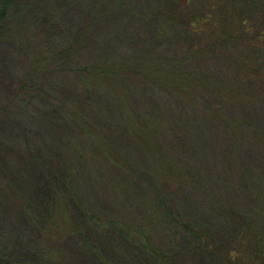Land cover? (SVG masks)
Listing matches in <instances>:
<instances>
[{
    "label": "rangeland",
    "instance_id": "374dc122",
    "mask_svg": "<svg viewBox=\"0 0 264 264\" xmlns=\"http://www.w3.org/2000/svg\"><path fill=\"white\" fill-rule=\"evenodd\" d=\"M31 2L30 15L50 11L53 20L23 21L21 41L0 46V247L18 252L33 240L51 248L43 264L84 263L81 238L60 230L66 214L54 211L34 237L8 185L13 178L31 190L35 166L27 151L53 158L70 149V164L74 155L82 162L75 170L80 200L100 220L119 221L165 249L188 241L185 222L218 234L224 245L246 228L245 241L264 251V29L257 38L264 0ZM51 52L70 53L74 61L59 56L44 63ZM104 61L111 70L126 65L137 83L120 75L108 91L97 70L83 81L75 71ZM76 111L103 119L106 141L98 128L92 132L99 141L88 128L60 121ZM125 117L141 121L143 138L108 129ZM113 158L128 159L129 173L116 169ZM152 183L174 218L162 214ZM67 210L63 227H72L75 212ZM118 236L106 253L133 262Z\"/></svg>",
    "mask_w": 264,
    "mask_h": 264
},
{
    "label": "trees",
    "instance_id": "16d2710c",
    "mask_svg": "<svg viewBox=\"0 0 264 264\" xmlns=\"http://www.w3.org/2000/svg\"><path fill=\"white\" fill-rule=\"evenodd\" d=\"M102 7L100 12L107 9L108 5L105 3ZM33 10L34 7L31 0H0V46L9 42L17 43L21 41L20 26L23 21L28 20V24L29 21H32L31 25H38L40 22L50 20L52 17L49 16L50 11L41 14L35 12L37 15L33 17L30 15L32 14L31 12H34ZM94 16V14L91 15V17ZM242 20L245 21L246 19ZM262 25L263 28H258V39L263 37L260 32L264 29V24ZM249 27L252 28V25ZM193 30L196 31V29ZM59 56L63 55L51 52L50 56H47L43 62L47 63L46 60H56ZM71 58L70 53H68V57H64L63 61H70ZM71 60L74 61V59ZM106 65V61L100 62L95 66L77 65L75 71L83 81L97 70V74L100 77L105 76L104 87L108 91H111L113 86L119 84L118 79L115 78L120 75L128 81L137 83V81L127 75L130 70H128L126 65H116L114 70H111ZM134 69L138 72L137 67ZM256 70L257 68L254 65V72L251 74L253 75L257 72ZM146 77L144 76L141 84L145 83ZM182 88L180 89L185 93L186 90ZM112 96L113 98L115 97L114 95ZM90 115L91 119H88L87 115L86 117L83 116V112L76 111L73 115H63L60 121L63 124H75L77 126L80 125L81 128H88V132L91 131L92 135L97 136L98 141L102 140L106 137V131L102 129V126H106V123L103 119H98L95 113ZM139 122L131 120V117H125L119 126L110 122L107 124L108 129L116 130L119 136L123 133L131 132L134 137L143 138L145 128L141 121ZM92 128H96V131L98 128L97 133L100 134L102 139L97 133L92 132ZM108 137L109 132H107ZM103 140L106 141L105 139ZM68 152L71 153L72 151L70 149L62 150V152L55 151L53 159L40 150L27 151L28 159L35 166V173L30 176L32 184L29 191L26 188L21 189V183L17 180L8 178V185L17 194V199L20 201V211L21 216H23L22 224L28 226L34 237L39 236L40 231L45 226L47 217L52 220V216L55 215L54 211L59 210L62 213L64 212V215L66 214L65 217L61 218L62 224H59L60 221H58L57 217V219H53V223L55 226L60 225L59 227L63 234L81 238L83 246H80V248L86 252V258H83L82 261L84 263L82 264H264V251L262 250L261 252L251 247L248 237L246 238L247 241H245V237L249 232L246 228H240L233 235L234 238L232 237L224 245L219 241L218 234H209L206 232V228L202 229V233H199L188 222H185L184 227L187 231L186 234L189 236L188 241L178 244L175 248L165 249L152 243L149 237L141 239L129 234V231H125L119 221L111 218L100 220L101 218L96 213L88 211L80 200L75 170L76 163L81 164L82 162L77 160V156L74 155V159L77 162L71 165L66 156H70L72 153L67 154ZM109 160L122 173H125L127 168H129L127 166L128 159L125 160L123 158L119 161L113 158ZM85 171L87 172V169ZM127 173H129V170H127ZM152 185H155L154 190L157 193V200L162 214L164 213V217L174 218L165 204L158 184L152 183ZM45 198L46 200L48 198L49 201L45 202ZM69 205L75 212V220L74 223L70 224L72 227H63V225L67 224V209ZM43 214L46 217H43ZM16 231L21 232L19 228ZM114 234L115 236L120 235L126 240L128 248L133 252L131 255L133 262L125 263L124 261H119L117 257L106 253V248L114 244ZM30 241L32 242H22L18 252L5 248V245L0 247V264H43V262L49 261L48 253L51 252V248L43 250L33 240ZM253 246L258 247L259 244ZM132 248L138 249L139 252L132 250ZM15 249L18 248L15 247ZM85 260L90 263H85Z\"/></svg>",
    "mask_w": 264,
    "mask_h": 264
}]
</instances>
